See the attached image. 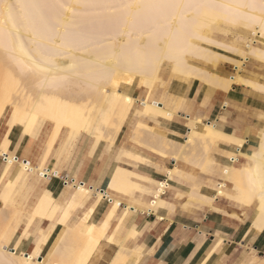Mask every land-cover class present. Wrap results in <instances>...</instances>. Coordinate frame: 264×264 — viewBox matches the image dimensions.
Returning a JSON list of instances; mask_svg holds the SVG:
<instances>
[{
  "label": "bare ground",
  "instance_id": "1",
  "mask_svg": "<svg viewBox=\"0 0 264 264\" xmlns=\"http://www.w3.org/2000/svg\"><path fill=\"white\" fill-rule=\"evenodd\" d=\"M237 25L249 28L252 34L245 49L233 48L238 59L210 48L211 45L229 48L214 39L212 32L221 28L225 32L232 30L236 35L237 29L240 30ZM258 41L263 47L256 44ZM218 57L233 62L236 73L224 77L189 61L193 58L216 67ZM248 59L264 63V0H0V118L8 109V119L5 117L4 120L6 130L0 138V159L3 161L0 201L5 207L25 171H37L41 177L43 174L46 177L56 175L55 169L47 170L45 160L61 132H66L63 147L72 144L80 133L91 136L93 145L96 139L103 137H109L111 142L130 113L134 118L138 116L132 110L137 98L131 94L136 78L147 92L139 99L142 114L170 119L174 112L165 102L150 99L155 79L164 63L178 75L201 80L207 97L215 89L228 90L235 83L264 92V83L239 74ZM261 116L264 118V111ZM38 120L44 122L49 134L42 162L33 166L24 159H13L14 155L8 150L9 131L16 126L29 134ZM135 126V137H141L139 134L145 131L156 142L159 152L171 155L175 160H188L195 155L196 147L209 154L215 142L234 144L245 161L234 164L229 159V163L219 168L222 182L215 193L252 208L251 226L262 229L264 123L253 137L251 149L244 147L247 138L237 137L199 117L191 119L184 139L140 121ZM138 139L137 142H142ZM123 154L144 161V157L132 150H123ZM209 156L212 160L213 157ZM167 175L194 181L188 195L207 203L210 209L214 208L215 196L201 193L200 185L195 181L197 174L173 166L167 169ZM147 182L157 184L153 198L146 202L135 200L132 197L135 192L140 195L147 192ZM71 184L76 189L69 201L60 207L61 214L55 220L58 230L43 255L37 253L48 233H40L27 252L19 247L36 217L47 216L53 207L54 199L50 193L43 190L31 216L25 220L24 228L11 244L8 243L9 236L16 233L14 227L22 213L10 205L11 215L5 222V211H0V264H91L101 239L114 241L116 229L128 210L140 209L150 213L154 212V207L162 209L170 205V201L160 194V186L165 181H155L116 163L108 186L129 198L121 208L115 230L106 236L109 221L118 210L121 199L111 196L105 189H97L87 210L77 221L70 223L71 212L91 190L79 182ZM225 188L233 193L225 192ZM110 198L112 203L104 219L97 222L96 212ZM76 230L82 231L86 242L81 248L69 245V238ZM136 232L135 228L130 229L125 238L135 236ZM125 238L116 241L119 248L109 264L142 260L139 259L142 247L134 246L128 250L123 246Z\"/></svg>",
  "mask_w": 264,
  "mask_h": 264
},
{
  "label": "crops",
  "instance_id": "2",
  "mask_svg": "<svg viewBox=\"0 0 264 264\" xmlns=\"http://www.w3.org/2000/svg\"><path fill=\"white\" fill-rule=\"evenodd\" d=\"M198 66L203 67V65ZM218 69L215 73L224 77L236 73L235 68L227 64L218 65ZM172 73L174 75L163 79V87L158 85L150 92V99L165 102L174 112L172 118L143 115L141 112L143 106L139 99L147 92L145 93L141 84L134 81L131 94L137 99L134 101L132 110L138 116L134 118L130 113L111 142L102 138L98 144L95 142L93 145L91 136L80 133L72 144L63 147L66 132H61L49 148L45 160L47 170L55 169L56 175L41 177L37 171L23 173L11 192L8 203L19 209L24 219L28 220L31 216L33 206L43 190H47L54 199V205L47 216L36 217L29 226L22 241L24 251L31 249L38 234L53 232V229L58 226L55 220L61 214L60 207L69 201L76 189L74 184L65 183L64 180L79 182L91 189L86 199L71 212L70 223L77 221L87 210L95 198L93 192L97 189H105L111 196L121 199L118 210L109 221L106 236L110 235L118 225L121 208L125 206L129 198L128 195L111 190L108 186L113 166L117 163L155 181H165L167 186L161 197L170 201V205L162 209L154 207V212L150 213L140 209L128 210L116 229L114 241L102 238L91 264H109L119 248L116 241L125 238L132 228L136 229V235H127L123 246L128 250L136 246L142 247L139 258L142 260H138V264H264V226L261 230L252 228L254 218L252 208L215 193L216 187L222 182L218 174L212 171L198 173L197 168L192 167L200 163L202 156L200 148H195V155L189 157L188 161L178 159L182 160L180 162L171 155L167 156L159 152L156 142L145 131L141 137H135V125L137 121H140L184 139L189 131L191 119L199 117L202 121L213 122L217 127L237 137L247 138L248 143L246 142L244 147L251 149L254 146L253 137L258 134L260 128L259 115L264 111V92L235 83L228 90L217 88L207 97L201 80L194 76L187 77ZM239 74L264 83V79L248 72L247 67H243ZM157 79H160L159 75ZM44 126V122L38 120L29 134L23 133L20 127L11 129L8 133L9 152L18 159H24L33 166H39L48 147L49 134ZM5 130L6 125L3 122V125H0V138ZM137 138L142 142H137ZM153 145L156 150L153 149ZM123 150H132L144 157V161L124 155ZM209 154L213 157L211 165L217 169L229 163V159L234 156H240L242 161L239 162L245 161L234 144L215 142L210 147ZM2 164L3 161L0 159V167ZM173 166L197 174L195 181L199 183L201 193L215 196L214 208L210 209L207 203L188 195L189 188L193 184L189 179L182 176L168 177L167 169ZM156 185V183L147 182V192L141 195L135 192L132 197L137 201L146 202L153 198ZM111 200L110 198L109 201L104 202L96 212L97 222L104 219L112 203ZM25 223L23 220L19 224L11 243L24 228ZM137 262L126 260L123 264H137Z\"/></svg>",
  "mask_w": 264,
  "mask_h": 264
},
{
  "label": "rangeland",
  "instance_id": "3",
  "mask_svg": "<svg viewBox=\"0 0 264 264\" xmlns=\"http://www.w3.org/2000/svg\"><path fill=\"white\" fill-rule=\"evenodd\" d=\"M237 28H240V30L237 29V34L236 35L233 33L232 30H229L227 32L222 31L221 28H218L217 30H214L212 32V37L214 39L218 40V41L224 42L225 44L229 45V48H227V49L226 48H220V47H216V46H213V45H211L210 48L213 49L214 51L220 53V54H224V55H227V56L234 57V58L238 59L239 58V55L236 52H233L232 51L233 48L245 49V47H246L245 46V43L248 41V38L252 37V34H251L249 28H246V27L241 26V25H237ZM256 44L258 46H260V47H263V44H261L259 41ZM189 61L192 64L193 63L194 64L196 63L195 65H203V67H205L206 69L212 70L214 72H216V71L219 70L218 69V65H220V64H227V65L233 66V62H231L229 60H226L225 58H221V57H218V59L216 61L217 62L216 67H212L211 65L204 64V63L200 62L199 60H196V59H193V58H189ZM243 67H247V71L248 72H251V73L259 76L261 79H264V63L259 62V61H255V60H252V59H248V60L244 61ZM172 72L173 71L171 70L170 65H167L166 63H164L163 66L161 67V70H160V73H159L160 79H157V80L155 79L153 89H155L156 87H158V85H160V86L163 87L164 86L163 79L174 75ZM134 81L136 83H138V84H141V81H140L139 78H136ZM141 87L145 89L144 86H141ZM145 93H146V89H145ZM82 96H84V95H82ZM101 102H102V99L100 100L99 103H101ZM7 113H8V109L5 111V113H4L5 115H3L0 118L1 119L0 120L1 124L0 125H3V122L5 120V117H6V119H8V114ZM259 118L261 120L259 127L261 128L262 124L264 123V118L261 115H259ZM14 128H16V126ZM258 132H259V130H258ZM141 133L139 135L142 136L143 133L142 134ZM103 138L108 139V140L110 139L109 137H103ZM101 139L102 138L96 139V143L98 144V142ZM200 151L202 152L201 153V155H202L201 158L199 157L200 158V163L198 164V166H192V167H196L197 170H198V173L199 172L206 173L208 171H212L214 174H218L219 175V173H220L219 170L220 169H217L215 167H213V168L209 167V166H212L211 165V159H210L209 154H205L201 149H200ZM185 161H188V160H185ZM240 161H242V160H240ZM190 181L192 183L194 182L192 180H190ZM224 191L225 192H229V193H233L232 190H228L226 188H225ZM192 198H194V197H192ZM195 199L199 200L198 198H195ZM224 200H226V199H224ZM6 205H5V207H6L7 210L5 209L4 204L2 202H1V206H0V211L1 212H2V210L5 211L4 213L2 212L3 215L5 216V218H4L5 222L9 219V216L11 215V212H10L11 207L14 209L13 206L9 207L10 206L9 203H7ZM22 217H23V213L21 215V218L17 222V226L14 227V228H16V231H17V228H18L19 224L23 220H24V222L27 221L26 219H24V217L23 218ZM53 230H54L53 232H47L48 233V236H47V238L45 239V241L43 243L42 249L39 250V252L37 253L38 255H43L45 253L46 249L49 247V245H51V243H52V241L54 239V236H55V234H56V232L58 230V226H56V228L53 229ZM27 232H26V234H27ZM81 232L82 231H80V230H76L75 233L72 234V236L69 238V245H70V247H72V248H81V247H83L86 244V242L84 241V236H83V234ZM38 235L36 237H38ZM13 236H14L13 233H11V235L9 236V240H8V243L9 244H11V241H12ZM19 249L24 250L23 247H22V243H21ZM97 250H98V248H97Z\"/></svg>",
  "mask_w": 264,
  "mask_h": 264
},
{
  "label": "built area",
  "instance_id": "4",
  "mask_svg": "<svg viewBox=\"0 0 264 264\" xmlns=\"http://www.w3.org/2000/svg\"><path fill=\"white\" fill-rule=\"evenodd\" d=\"M13 159L17 160L18 157L14 155V156H13ZM230 161H231V163H234V164H235V163H238V162L240 161V156L231 157V158H230ZM44 176L46 177V174H45V175H44V174L42 175V177H44ZM64 182H65V183H67V182L72 183V180H67V181L64 180ZM166 186H167L166 183H165L163 186H160L161 189H162L161 192H160V194H163V193L165 192Z\"/></svg>",
  "mask_w": 264,
  "mask_h": 264
}]
</instances>
